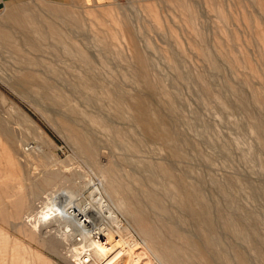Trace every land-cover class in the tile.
Returning a JSON list of instances; mask_svg holds the SVG:
<instances>
[{
  "label": "rangeland",
  "instance_id": "374dc122",
  "mask_svg": "<svg viewBox=\"0 0 264 264\" xmlns=\"http://www.w3.org/2000/svg\"><path fill=\"white\" fill-rule=\"evenodd\" d=\"M0 24V264H76L25 222L5 246L9 212L104 173L144 264H264V0H23Z\"/></svg>",
  "mask_w": 264,
  "mask_h": 264
},
{
  "label": "bare ground",
  "instance_id": "6f19581e",
  "mask_svg": "<svg viewBox=\"0 0 264 264\" xmlns=\"http://www.w3.org/2000/svg\"><path fill=\"white\" fill-rule=\"evenodd\" d=\"M112 150L121 152L122 148L113 147ZM83 152L90 161L99 164L100 158L95 147L89 145ZM100 175L101 178L98 181L91 179L88 180V183L86 182L89 184L88 186L92 187V192L87 198L83 196L84 187L87 184H84L85 186L82 188L77 187L76 180L68 179L69 184L47 190L24 217L20 210L22 201H17L16 208L12 207V212H9L14 218V224L11 226L14 235H10L8 240H4V245H8L10 249L21 244L23 224L26 223L32 229L33 237L37 234L42 242L45 243L51 237L56 238L64 245L68 258L76 264H144L146 259L144 255L147 254H145V250V253H142L140 239L134 236L128 238L126 236L128 234H121V230L129 231V223L121 220L114 207L121 206L129 213L130 209L122 206L123 201L120 198H112L111 194L116 191V187L105 176V173ZM5 200H7L6 197ZM7 216V211L4 212L1 208L0 220H4ZM34 258V264H40V258L38 256H34ZM11 260L13 261V258ZM147 263L149 261L145 262V264Z\"/></svg>",
  "mask_w": 264,
  "mask_h": 264
},
{
  "label": "crops",
  "instance_id": "0c3cea01",
  "mask_svg": "<svg viewBox=\"0 0 264 264\" xmlns=\"http://www.w3.org/2000/svg\"><path fill=\"white\" fill-rule=\"evenodd\" d=\"M23 0H0V10H2L3 8L6 7H11L15 4H18L20 2H22ZM87 3L90 2H95V3H104L107 0H85ZM19 6L17 7H12L7 9V15L4 17L5 22H12V21H20L23 20V16H21V14L19 13L20 10L18 9ZM14 9V10H13ZM4 27L6 26V24H0V27Z\"/></svg>",
  "mask_w": 264,
  "mask_h": 264
}]
</instances>
